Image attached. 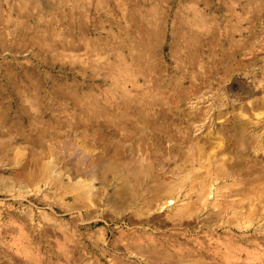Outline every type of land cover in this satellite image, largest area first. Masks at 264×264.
<instances>
[{
    "label": "rangeland",
    "instance_id": "1",
    "mask_svg": "<svg viewBox=\"0 0 264 264\" xmlns=\"http://www.w3.org/2000/svg\"><path fill=\"white\" fill-rule=\"evenodd\" d=\"M19 1H0L8 41L0 44V264H169L168 252L174 264H264V0H201L209 26L196 32L176 22L188 2L159 1L162 37L150 50L137 45L127 14L137 4L133 14L152 19L149 0L128 2L113 19L109 0H78L81 32L66 23L73 15L63 0ZM69 29L81 51L37 42L52 31L60 44ZM66 85L100 108L74 105L60 94ZM124 89L135 111L122 106ZM115 158L137 165L139 177L104 173ZM161 183L167 189L152 199ZM120 185L129 196H118ZM204 186L212 193L203 214ZM182 193L185 201L167 205Z\"/></svg>",
    "mask_w": 264,
    "mask_h": 264
},
{
    "label": "bare ground",
    "instance_id": "2",
    "mask_svg": "<svg viewBox=\"0 0 264 264\" xmlns=\"http://www.w3.org/2000/svg\"><path fill=\"white\" fill-rule=\"evenodd\" d=\"M1 1V0H0ZM21 1H23V2H28V1H30V0H20L19 1V3L21 2ZM131 1H133V0H109V5H108V10L106 11V13L105 14H107V15H110L111 16V18L113 19V17H114V13H116V11L117 10H119V11H121L122 9H124V10H126V8H125V4L128 6L129 5V3L128 2H131ZM137 1V0H136ZM150 2H151V7H150V11H152V13H154V15H152V19L151 18H148V17H144V16H142L141 14H139L140 12V10L138 11L139 13H136V14H133V13H135V12H137L136 10H135V8H136V6H137V4H135L134 6V11L135 12H131V9H132V11H133V6H132V8L131 9H129L130 11L127 13V14H129L130 16H128V17H131L130 19V21H132L133 22V24L136 26V30L138 29V31H139V38H140V40H139V42L137 43V45H141V46H143V48H148L149 50L152 48V47H154L155 45H157V44H159V42H160V40H161V37H162V31H161V29L156 25L157 23H160L159 21H162V20H158V18H159V13H157V9H159L158 7V3H159V1H160V3L162 2V0H149ZM204 1V0H203ZM78 0H63V3L68 7L69 5H70V7H71V13L70 14H72L73 16H71V15H66L64 18H65V21H66V23H68V25H70V26H72L74 23L75 24H77V27H78V29L80 30V32L81 31H83V30H85V26H87L86 25V22L85 21H83V15L84 14H81L82 13V11L80 10V8H79V4H78ZM178 2H179V4H180V6L181 5H183V3H185V2H188V4H187V6H185V7H187L188 8V15H187V17L185 18V21H182L181 20V18H180V16L178 15V13L176 14V22L178 23V21L180 20L182 23H183V25H185V26H187V27H189L190 28V30H192V29H194L195 27H197V28H199V29H203V30H207L208 29V26H209V24H208V19H207V13H205V8H200V5L199 4H201V0H178ZM205 2V1H204ZM44 3V2H43ZM135 3V2H134ZM133 3V4H134ZM137 3V2H136ZM47 4V3H46ZM132 4V5H133ZM208 4V3H207ZM21 7H22V5H23V3L22 4H19ZM24 5H25V3H24ZM23 5V7H26V6H24ZM49 5V4H48ZM30 6H34V5H30ZM59 5L57 4V7H58ZM122 6H124V7H122ZM204 6V5H203ZM225 6H226V4H225ZM23 7H22V9H23ZM45 8H47V7H49V6H44ZM43 7V8H44ZM206 7V6H205ZM227 7H228V5H227ZM14 8H16L15 6H14ZM139 8V7H138ZM200 8V9H199ZM230 8H231V6H230ZM229 8V9H230ZM52 9V8H51ZM58 9V8H57ZM69 9V8H68ZM137 9V8H136ZM143 9V11H144V9L145 8H142ZM7 10V9H6ZM14 10V9H13ZM46 10H48V11H51L50 10V7L49 8H47ZM59 10H60V8H59ZM74 10H77L79 13H78V15H75V14H73V11ZM14 11H16V10H14ZM17 12V11H16ZM19 12V11H18ZM147 12V11H146ZM180 12V11H179ZM61 13V12H60ZM143 13V12H142ZM68 14V13H67ZM159 14V15H158ZM182 15V14H181ZM30 16V15H29ZM40 18V16H38L37 17V19H39ZM102 18V17H101ZM108 18H109V16H108ZM129 19V18H128ZM159 19H161V18H159ZM184 19V18H183ZM0 20H1V16H0ZM11 22L12 21V17H10L9 19H8V22ZM100 21V20H99ZM2 22H4V20L2 21ZM100 22H102V19H101V21ZM109 22V21H108ZM111 22H112V24H114V22L111 20ZM15 23V22H14ZM180 23V22H179ZM216 24H217V22H216ZM15 25V24H14ZM27 25H28V23H27ZM97 25V24H96ZM103 25V24H102ZM101 25V26H102ZM159 25V24H158ZM180 24H178V26H179ZM183 25H181V27L183 26ZM177 26V27H178ZM214 26H216L215 24H214ZM10 27V26H9ZM29 27V26H28ZM49 27V26H48ZM73 28V27H72ZM75 28V27H74ZM178 28H180V27H178ZM183 28V27H182ZM210 28V27H209ZM89 29V28H88ZM111 29V28H110ZM6 30V29H5ZM4 30V31H5ZM19 30H20V28H19ZM48 30V29H47ZM74 30V29H73ZM78 30V31H79ZM86 30H87V28H86ZM183 30V29H182ZM189 30V29H188ZM194 30H196V29H194ZM215 30V29H214ZM21 31V30H20ZM49 31V30H48ZM51 31V30H50ZM68 32L66 33V35H65V39H63V41L60 43V44H54V43H56V42H54V43H51V39L53 38V36L54 35H52V34H54V33H52V31H51V33L49 32V36H46L45 37V39L43 40V38H41L40 39V41H37V42H39L40 44H41V48L42 49H45V48H47V49H49V52L50 51H54V50H62V51H66V52H71V51H74L75 49H77L78 47H79V51H81L80 50V48H81V46H79L78 45V47L76 48L75 47V44L74 45H72V43H70V41H69V39H67V37H69V36H71V35H75V33H73V31L72 32H70V29L69 30H67ZM181 31V30H180ZM54 32V31H53ZM88 32V30L87 31H85L84 33L86 34ZM191 32H196V31H191ZM230 33H232V32H230ZM44 34V33H43ZM83 34V33H82ZM182 34V33H181ZM195 34V33H194ZM1 35H3V33H1ZM1 35H0V37H1ZM40 36V35H39ZM82 36H84V35H82ZM110 38H114V39H118V34L112 29L110 32H109V35H108ZM179 36V35H178ZM193 36V35H192ZM34 37H36V36H34ZM73 37V36H72ZM72 37H71V40H72ZM202 36L200 35V34H195V36H193L192 38H191V40H192V43H195L194 44V46L196 47V49H197V44L198 43H200V42H197V41H199V38H201ZM6 37H4V39H5ZM64 38V37H63ZM80 38V37H79ZM138 38V39H139ZM174 38V37H173ZM188 38V37H187ZM186 38V39H187ZM231 38V37H230ZM3 39V37L2 38H0V44H3V45H5V47H6V45H7V43H8V41H7V39H5L6 41H7V43H6V41ZM34 40H35V38H33ZM38 39H39V37H38ZM82 39V38H81ZM81 39L79 40V41H81ZM84 39H85V41H86V38L84 37ZM232 40V39H231ZM53 41V40H52ZM73 41H75L74 40V38H73ZM78 41V40H77ZM78 41V42H79ZM91 41V40H90ZM187 41H189V40H187ZM82 42H83V40H82ZM89 42V41H88ZM6 43V44H5ZM47 43H50V44H47ZM210 43V42H209ZM82 44V43H81ZM85 44V43H84ZM90 44V43H89ZM110 44V43H109ZM9 45V44H8ZM34 45V44H33ZM86 46L88 45L87 44V42H86V44H85ZM91 46H93L92 44H91ZM96 46V45H95ZM107 46V45H106ZM118 46H117V44H113L112 45V52L115 54V56L117 57V59H119V55L116 53V51H118L117 48ZM188 47H189V45H188ZM4 48V47H3ZM190 48V47H189ZM95 49V48H94ZM98 49V48H97ZM196 49L195 50H191L192 51V53H191V56H192V58L193 59H195V60H197L196 59V57L198 56V51H196ZM100 50V49H99ZM149 50H147V51H149ZM90 51V50H89ZM147 51H143V52H147ZM108 52V51H107ZM145 53H144V55H145ZM139 53H137V55H138ZM142 56V58L144 57L143 55H141ZM140 56V57H141ZM116 57H115V59H116ZM148 57V56H147ZM190 57V56H189ZM191 58V59H192ZM117 59H116V61H117ZM139 59V58H138ZM141 59V58H140ZM142 60V59H141ZM140 60V61H141ZM145 60V59H144ZM115 61V62H116ZM193 61V60H192ZM143 62V61H142ZM146 62H148V61H146ZM142 64V63H141ZM147 64V63H146ZM124 65V64H123ZM111 66V65H110ZM135 66V65H134ZM142 66H143V64H142ZM148 66V65H147ZM143 67H146V65L145 66H143ZM119 68V69H118ZM117 69H115V70H113L112 71V69H111V73H112V75H113V78H112V80H113V90H115V91H118L119 89H120V83H119V77H118V74H119V72L121 71V66H119ZM123 68H124V66H123ZM148 70V69H147ZM142 71V70H141ZM150 71H151V69H150ZM126 72H128V70L126 71ZM126 72H125V74H126ZM143 72H145V71H143ZM147 72V71H146ZM152 72V71H151ZM124 73V72H123ZM139 73V72H138ZM148 73V72H147ZM129 75V74H128ZM121 78V77H120ZM14 79V78H13ZM148 80V79H147ZM157 80V79H156ZM154 83H155V81H154ZM9 84L11 85V86H13L14 87V85H15V82L14 81H12V79L10 78L9 79ZM154 85V84H153ZM137 86V85H136ZM139 86V85H138ZM150 88V87H149ZM60 90V89H59ZM149 90V89H148ZM93 92V91H92ZM185 92V91H184ZM60 94H61V96H63V97H65L66 99H68V100H71V101H74V105H80V104H82V105H87L88 106V109H89V107L91 108V109H93V107H95V109L97 108V109H99L100 107H97V106H95V105H98V104H96V101L97 100H94L93 98H92V96H89V95H86V96H84V97H79L78 95H77V93H74V91H72V88L71 87H67V85H66V87L64 88V86H63V88L60 90ZM122 94L124 95L123 96V100L121 101V103H122V106L124 107V108H127L126 109V111L127 112H129V110H133V103H135L136 102V100L133 98V97H131V94H130V92H128L127 90H123L122 91ZM184 93L182 92V94L181 95H183ZM184 97H185V95H184ZM136 98V97H135ZM180 98H182V97H180ZM139 99V98H138ZM183 99V98H182ZM140 100V99H139ZM141 101V100H140ZM147 103V102H146ZM155 103V102H154ZM160 102H158L157 104H159ZM163 103V102H162ZM139 104H140V102H139ZM144 104V103H143ZM153 104V103H152ZM136 105V104H135ZM156 105V104H155ZM144 106H146V104H144ZM143 106V107H144ZM151 106V105H150ZM148 107V106H147ZM136 108V107H135ZM135 108H134V110L133 111H135ZM164 108V107H163ZM79 110V109H78ZM125 111V112H126ZM126 112V114L127 115H129V113H127ZM163 112V111H162ZM131 113H133V112H131ZM139 115L140 114H143L142 112H139L138 113ZM120 116H121V119H126V115H125V113L123 114V115H121L120 114ZM141 117H143V118H145L146 116H141ZM138 118V117H137ZM162 118V115L160 116V119ZM166 118V117H165ZM94 119V118H93ZM127 119H128V116H127ZM141 119V118H140ZM148 119V118H147ZM142 120H146V119H142ZM162 120V119H161ZM164 120V119H163ZM89 121V120H88ZM147 122H149L148 120H146ZM125 122V121H124ZM145 122V121H144ZM90 123H91V121H90ZM81 124V123H80ZM82 125V124H81ZM144 125V124H143ZM244 126V125H243ZM81 128V127H80ZM247 129V128H246ZM246 129L244 128V127H242L241 128V130H239V131H237L238 133H237V135H238V142H239V145H244V143H246L245 142V137H246ZM22 133V132H21ZM28 139V138H27ZM9 142V141H8ZM12 142V141H11ZM30 142V141H29ZM12 144V143H11ZM6 146H7V144H6ZM10 146V145H9ZM9 146L7 147V148H9ZM126 168H129L130 169V174H132L134 177H136V178H138L139 177V175H140V173L142 172L140 169H139V167L137 166V165H132V164H129V163H127L126 161H123L122 159L120 160V158L119 159H113V160H111L110 159V161H106L105 163H103V165H102V169H103V172L104 173H114V174H121L122 172L121 171H123V169H126ZM147 170V169H146ZM126 172V171H125ZM128 172V171H127ZM123 173H124V171H123ZM148 173L150 174V172L148 171ZM144 174V173H143ZM131 176V175H130ZM141 177V176H140ZM143 177V176H142ZM38 178V177H37ZM41 178V177H40ZM39 178V179H40ZM121 178V177H120ZM135 178V179H136ZM123 179H125V176H124V178ZM134 179V178H133ZM141 179V178H140ZM139 179V180H140ZM144 179V178H143ZM42 180V179H41ZM134 182H135V180H134ZM138 182V181H137ZM141 182V181H140ZM143 182H144V180H143ZM159 182V181H158ZM123 183H124V181H123ZM122 183V184H123ZM126 183V182H125ZM139 183V182H138ZM160 183V182H159ZM121 184V185H122ZM141 184H142V182H141ZM146 184V183H145ZM144 184V185H145ZM120 185V186H121ZM127 187V186H126ZM144 187V186H143ZM137 188V187H136ZM150 188V187H149ZM148 188V189H149ZM169 188H171V187H169ZM119 190H118V196L120 197V198H122V196L123 197H125V196H129V193L127 194V189H128V187L127 188H125V186L123 185V186H121V187H119L118 188ZM144 189V188H143ZM147 189V188H146ZM146 189L144 190V191H146ZM167 189V186H166V183L165 184H163V183H161V184H158V186L157 187H155V188H150V190H149V194L151 195V198L152 199H155V200H157V199H159L161 196H163V195H161V194H163L162 192L163 191H165ZM203 190H202V193H201V198H202V201H201V204H202V210L199 212V213H203L202 211L206 208V206H207V203L209 202V196L211 195V190L208 192V188L206 187V186H204L203 188H202ZM138 190H139V188H138ZM138 190H134L137 194H138ZM131 191V190H130ZM133 192H131V194H132ZM141 193H144L143 192V190H142V192ZM135 194V193H134ZM145 195V194H144ZM146 195H147V193H146ZM164 195H165V192H164ZM131 196V195H130ZM136 196V195H135ZM140 196H141V199L142 200H147V198H145L144 196H142L141 194H140ZM149 196V195H148ZM166 196V195H165ZM191 196V195H190ZM139 197V196H138ZM187 197H188V194L187 193H182L181 194V196H178L177 198L176 197H172V198H169L168 199V202H167V205H173V204H175L176 202H180L181 200H182V198H184V201L187 199ZM132 198V197H131ZM130 198V199H131ZM140 199V200H141ZM132 200V199H131ZM139 200V199H138ZM151 201V200H150ZM190 201H188V203H189ZM138 203L139 202H137V200L135 201L134 200V202L132 201L131 203H129L128 205H129V207H132V206H137L138 205ZM181 203V202H180ZM182 205V204H181ZM122 206H124V205H122ZM164 206V205H163ZM204 207V208H203ZM179 208V210H178V212L181 214V213H183V212H186L188 209H189V205L188 204H183L181 207H178ZM189 213V212H188ZM198 213V214H199ZM184 214V213H183ZM204 214V213H203ZM189 223V222H188ZM191 223V222H190ZM189 223V224H190ZM181 224H184V223H182L181 222ZM187 224V223H186ZM185 225V224H184ZM188 225V224H187ZM186 225V226H187ZM181 226V225H180ZM188 226H190V225H188ZM18 239V237H15V240H17ZM19 240V239H18ZM15 243V242H14ZM161 252V251H160ZM164 252V251H163ZM166 252H168V251H166ZM161 254V253H160ZM163 255H164V253H163ZM165 256V255H164ZM150 257V259H151V256H149ZM160 257V256H159ZM161 258V257H160ZM155 259V258H154ZM162 259L163 260H165L167 263H169V264H174L173 262V256L168 252V254L165 256V258H163L162 257ZM151 260H153V259H151ZM178 264V263H177ZM236 264H238V263H236Z\"/></svg>",
    "mask_w": 264,
    "mask_h": 264
}]
</instances>
